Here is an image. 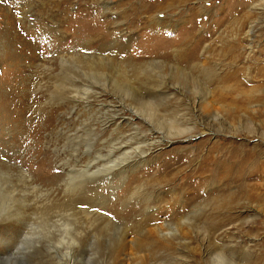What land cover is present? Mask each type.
<instances>
[{
    "label": "rangeland",
    "instance_id": "374dc122",
    "mask_svg": "<svg viewBox=\"0 0 264 264\" xmlns=\"http://www.w3.org/2000/svg\"><path fill=\"white\" fill-rule=\"evenodd\" d=\"M0 174V264H264V0H0Z\"/></svg>",
    "mask_w": 264,
    "mask_h": 264
},
{
    "label": "bare ground",
    "instance_id": "6f19581e",
    "mask_svg": "<svg viewBox=\"0 0 264 264\" xmlns=\"http://www.w3.org/2000/svg\"><path fill=\"white\" fill-rule=\"evenodd\" d=\"M158 89H159V87H157ZM160 90V89H159ZM159 90H156V89H152L151 91H148V94H145V93H143L142 94V97H139V99L141 100V101H144L143 99H146L147 97H149V96H155V97H158V96H160L161 95V90L159 91ZM153 116V115H152ZM112 125H114V126H118V122H117V120H112V123H111ZM168 130H167V134L168 135H170V136H179V135H181L182 133H184V132H186V131H184V130H179V129H176V126L175 125H173V124H168ZM138 160H132V162L131 163H133V162H137ZM130 162L127 164V165H129L130 164ZM1 175V174H0ZM1 194H2V187H1V181H0V197H1ZM0 202L2 203V199L0 198ZM8 226L9 225H4V219H0V248L2 247V246H4V244H5V240H4V238H3V235H2V233L4 234V232H6L7 231V228H8ZM9 238H15L13 235H10L9 236Z\"/></svg>",
    "mask_w": 264,
    "mask_h": 264
}]
</instances>
